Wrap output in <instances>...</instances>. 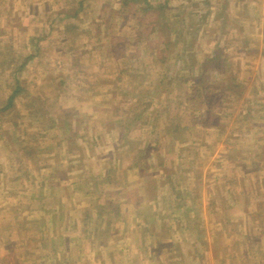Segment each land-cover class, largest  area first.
Returning a JSON list of instances; mask_svg holds the SVG:
<instances>
[{"label":"rangeland","instance_id":"1","mask_svg":"<svg viewBox=\"0 0 264 264\" xmlns=\"http://www.w3.org/2000/svg\"><path fill=\"white\" fill-rule=\"evenodd\" d=\"M81 1L84 11L78 19H67L60 12ZM149 2L167 3V8L144 12L146 5L137 3L142 19L138 23L121 8L120 0H0L2 263L66 264L70 253L79 259L77 254L89 248L78 241L77 232L95 229L99 210L116 212L105 227L106 236L112 237L122 227L125 205L120 200L139 199V193L130 189L139 182V173L135 168L128 172L127 165L141 166L151 175L159 162L163 175L171 177L170 166L182 169L188 161L187 156L167 153L172 142H178L174 150L184 145L188 155L209 149L210 156L193 158L201 175L211 163L214 167L222 163L210 174L222 180L218 191L223 199L238 200L221 208L240 213L242 220L234 226L241 231L262 233V244L251 239L248 245H240L238 253L224 252L225 256L237 253L238 259L226 258L223 264H264V221L259 225L264 218V75L256 71L264 65L257 58L249 64L240 59L254 29L248 24L243 30L238 26L245 23L243 11L233 7L229 14L222 13L234 18L237 26H226L227 19L214 1L209 7L205 0ZM112 41L115 55L127 60L106 59ZM180 42L187 44L182 65L173 59L180 55ZM259 50L251 48V53ZM210 53L220 54L225 63L216 61L215 69L209 66L200 87H212L203 95L215 98L212 109L220 120L208 117L211 130L204 132L206 141L201 142L196 136H201L199 124L193 121L200 111H190L194 112L202 94L180 97L183 81L175 73L179 67H189L184 87L191 90L202 77L197 65ZM28 56L32 58L21 69ZM242 66L252 69L251 74L237 75ZM15 74L23 89L14 106L4 111ZM245 97L251 101L243 108ZM165 106L172 121L162 110ZM249 107L255 111H245ZM241 118L255 121L257 129L250 128L247 135L239 124ZM122 131L123 141L118 138ZM107 169L114 185L105 181ZM124 179L130 183L127 189L121 185ZM211 193L221 199L215 189ZM144 195L152 198L153 193L144 188ZM253 212L258 216H242ZM84 213L93 215L89 224L83 221ZM166 252L164 259L169 256Z\"/></svg>","mask_w":264,"mask_h":264},{"label":"crops","instance_id":"2","mask_svg":"<svg viewBox=\"0 0 264 264\" xmlns=\"http://www.w3.org/2000/svg\"><path fill=\"white\" fill-rule=\"evenodd\" d=\"M212 1H214V6L217 7V10L221 12L220 15H223L225 19H227L226 14H229V8L231 7L236 8L235 10L239 9L241 12L243 11L242 15H244V17L242 18L245 20V23H240L238 26L242 27L241 29L243 30L244 26L248 24L254 30L249 34L247 41V43H249L240 59L243 61L245 60L246 64H249L253 58H257L263 61L262 64L264 65V0H205V3L209 7ZM159 2H161V0H159ZM201 2L203 3V0H201ZM150 4L154 7L160 5V3L157 5L156 3ZM151 12H153V10H151ZM231 20L227 19L226 26L235 28L237 26L235 24L237 23H234V18ZM167 45L166 47H168ZM186 45V43L180 42L178 48L180 49L178 51L180 55L173 56V59L180 60L181 65L185 61L183 60V56L186 52ZM251 48L260 50L256 55H253L251 53ZM217 56L219 59H215ZM206 57L197 65L199 68L198 76L201 74L203 80L205 79L204 74H207V68L212 66L215 69V62L222 61L220 59L221 55L217 53H210ZM106 59L110 60L109 57ZM120 59L127 60L124 56ZM213 59L214 61H211ZM115 60L117 61L119 59H114V61ZM222 63L225 62L222 61ZM242 65L245 66L244 63H242ZM243 66L240 70L236 69V74H251L252 69H244ZM188 69L189 67L184 65L179 67L175 73L176 76H179L180 81L184 82H181L182 85L179 86L181 88L183 86V93L182 95L179 93V96L190 98L197 97L194 96L195 91L201 90L202 96L200 100H197L198 104L196 108H194V112H192L191 108L190 113L196 114L195 112L199 109L200 113L193 118V121H196L200 128L197 130V133L201 134V136H196L200 137L201 142H205L206 136H203L205 135L204 132L206 133L211 130V126L205 123H208V117L212 110L211 107L209 109V104L204 100L203 91L211 90L212 87H208V85L200 87L202 83H194L191 90H187L184 84L189 81V75L186 73ZM256 71H259L260 75H264V67L257 68ZM200 79L201 77H199V82ZM195 86L199 88L197 89ZM206 87H208V89H206ZM250 101L251 100L246 97L245 99L243 98L240 107H247L250 105ZM262 105L264 107V103ZM147 106H149V104H147ZM186 108L189 110L188 107ZM162 110L167 117H171L172 121L173 116H171L169 106H165V109ZM245 111H255V109L249 107V109H245ZM243 115L244 114L241 115L242 118L244 117ZM248 116H250V113L247 114V117ZM218 118L220 120V117ZM242 118L239 124L244 125L243 128L245 130L247 129V135L252 132L250 128L253 127L257 129L255 121H253V123L250 120H244ZM218 127L219 129L222 128L221 125H218ZM169 132V136L173 139L174 137L171 134V130ZM94 134L95 132L93 131V135ZM118 138L121 141L126 139L124 131L120 132ZM176 139L178 138H175V141ZM183 141L184 139H181V142ZM194 141L198 142V140ZM186 142L185 140V143ZM172 144L173 148H170L167 153L182 158L187 156V164L182 165V169H178V165H173V167L170 166L171 177L169 174L167 177L163 175L159 162L154 166L156 169L151 175H148L146 170H143L141 166L135 165L129 167L127 165L125 169L128 172L131 171L132 168H135L137 173H139V182L136 181L135 185L130 188L139 193V199L120 200L121 204L125 205L124 214H120V217L122 215V227L120 231L117 230L114 232L115 234L112 237L106 236L108 232L105 227L110 224L111 217L114 216L116 212L114 213L113 209L111 211L99 210L95 213L98 220L95 229L81 228V230L77 232L79 234L78 241L83 243L89 250L85 251L83 254H77L81 255L82 259L81 256L77 259V256L74 257L70 253L69 261L65 262L66 264H223L226 258H229V261H237L238 258H236V255L240 252V245L249 244L250 239H253L255 244L260 241L262 244V233L257 234L254 232L255 234L249 235L247 232H243L240 228L238 229L237 226H234L242 220L239 218L240 213L238 214L237 211L227 212L221 208L223 205L233 204L234 201L238 200L223 199L221 192L218 191L223 185L222 180H217V178L213 179L210 174L211 171L217 169L216 167L220 168L222 163L219 161L215 167L213 163H211V166L205 167V174L201 175L200 166L197 167L193 158L197 155L202 156L204 154L210 156L211 152L209 149H200L198 154L190 153V155H188L185 153L187 149H184V145H179L180 149L174 150L176 144L180 143L172 142ZM192 144L193 143H191V145ZM208 145L210 147V143H208ZM261 148H263L264 151V147ZM220 154L221 152L219 151L218 155ZM155 156L159 159L157 155ZM157 167H160V169ZM109 171L110 170L107 169V171L105 170L104 172L105 181H107L108 186L113 184L110 180L111 178L109 179L111 173V171ZM163 171H165L164 168ZM127 184L130 183L125 179L124 182H121V185L124 188L126 187V189L129 188ZM144 188L148 193L149 191L150 194L153 193L151 196L152 198H148L144 195ZM212 189H215L216 196L218 192L221 199H214L211 196ZM106 200L105 202L114 204L111 199ZM100 208L104 209L102 207ZM125 213L127 214L125 215ZM83 215L84 223L89 224L92 220V213H84ZM242 216L249 217L258 215L256 212H253L244 213ZM263 221L264 218L261 219L259 225H262ZM109 234L112 235L113 233ZM100 236L105 237V239L99 238ZM64 240L66 241V239ZM94 247H97L96 252H94ZM67 249L71 251V247ZM244 249H246V247ZM164 251L169 253L166 259H164L163 256ZM224 252L237 253L225 256ZM0 264L4 263L0 261Z\"/></svg>","mask_w":264,"mask_h":264},{"label":"trees","instance_id":"3","mask_svg":"<svg viewBox=\"0 0 264 264\" xmlns=\"http://www.w3.org/2000/svg\"><path fill=\"white\" fill-rule=\"evenodd\" d=\"M120 2H121V8H123V10H125L128 14H131V16H133V18L139 20L138 23H141L142 22V19L138 17V14H139V11L140 10L136 11V5H137V3H144L146 5L145 7H142V9H143L142 11H144V12H149L151 10H153V12L154 11H157V10L158 11L160 10V12H162V11H164V9H166V6H167L166 3H164V4H161L160 3V5H157L156 7H154V6H152L148 2V0H120ZM82 11H84V5H83V2L81 1V2H79V4L76 7L75 6H71V7L67 8V9L64 8L60 12L65 13L67 19L76 20V19L79 18L80 13ZM128 14H126V16H128ZM69 27H71V26H69ZM67 28H68V26H67ZM75 28L76 27L74 26V28L72 30H75ZM180 30H181V33L184 31L183 29H180ZM97 33H99V30H98ZM114 45L115 44L112 41L111 44H110L111 53L108 56L110 58V60L112 58H114V59H120L122 57V56L121 57H117L115 55L116 51H115ZM31 58L32 57H29V56L26 58V61L21 65V69L26 66L27 62ZM215 59H219L218 56ZM211 61H214V59L211 60ZM76 63H77V61H76ZM13 77H14V83L12 84L13 86L11 84L9 85V87L10 88H13V89H12L11 95L5 101V105L3 107V110L4 111L10 110L14 106V102L17 99V96H19L21 94L22 89H23L22 88V85L20 84V79H19L18 75L15 74V75H13ZM197 81H198V83H202V84L204 83L202 77L200 79V82H199V79ZM197 86H199V85H197ZM206 89H208V87H206ZM199 93H201V90L200 91L197 90V92L194 93V96H198ZM211 99H213V97H211L210 95H208V94H205L204 95V100L207 102V104H209V109L211 107V110H212L211 112H213V109H212L213 102H212ZM211 112H210V118L212 117V119H213L214 122L218 121L219 118L216 115V113H214V112L211 113ZM205 124L206 125H210L209 123H205ZM250 241H251V239H250ZM243 255H244L245 258H248V256H249L248 253H247V251H244Z\"/></svg>","mask_w":264,"mask_h":264}]
</instances>
